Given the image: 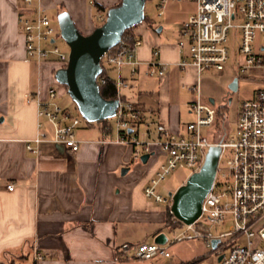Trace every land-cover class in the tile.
Returning a JSON list of instances; mask_svg holds the SVG:
<instances>
[{"label": "crops", "instance_id": "crops-1", "mask_svg": "<svg viewBox=\"0 0 264 264\" xmlns=\"http://www.w3.org/2000/svg\"><path fill=\"white\" fill-rule=\"evenodd\" d=\"M95 1L105 10H98L88 0H40V4L55 28L57 14L65 10L82 33L90 34L101 22L96 15H105L120 2ZM187 4L169 0L159 21L145 10L148 20L133 28L143 41L137 50L140 63L136 73L129 64L110 70L115 79L120 76L127 81L120 95L142 110L140 128L151 130L152 140L157 121L186 135V125L195 119L191 104L196 94L190 87L200 83L201 75L194 66L179 64L181 27L197 9L195 0ZM28 12L23 0H0V262L132 264L141 259L136 256L140 243L163 244L171 239L166 233L171 229L166 224L168 208H161L144 192L166 156L153 143L146 152L150 158L143 162L141 156L136 157L134 146L117 142L115 130L104 132L101 122L76 129L81 141L76 152L52 142H42L37 155L26 150L25 140L38 130L36 98L45 100L48 89L54 87L57 101L66 90L56 85L52 62L38 63L27 57L19 18ZM156 49L158 59L168 66L163 77L148 74ZM124 168H128L126 173ZM10 183L12 190L7 189ZM35 252L42 258L34 259ZM155 259L148 261L200 264L175 262L172 256L162 258L161 263Z\"/></svg>", "mask_w": 264, "mask_h": 264}, {"label": "built area", "instance_id": "built-area-1", "mask_svg": "<svg viewBox=\"0 0 264 264\" xmlns=\"http://www.w3.org/2000/svg\"><path fill=\"white\" fill-rule=\"evenodd\" d=\"M88 1L96 7L95 0ZM168 1L159 0V15L164 13ZM195 1L197 9L183 22L180 31L181 67L192 65L199 75L208 69L224 70L230 57L229 32L231 28H238L241 33L238 50L244 56L242 70L264 68V53L256 51L257 34L264 33V0ZM23 2L29 14L21 16L19 22L25 36L27 57L38 63L53 59L65 66L68 53L54 41L55 35H60L59 28H55L42 11L40 0ZM96 18L101 22L106 20L101 13ZM142 42L135 34L123 36L115 47L101 56L103 70H119L129 64L135 74L140 63L137 50ZM259 47L264 51V44ZM158 55L156 49L148 74L163 77L168 73V66L158 59ZM101 81L105 83L106 78ZM116 85L120 101L114 116L115 126L112 125L117 134L116 141L134 146L136 157L150 152L151 145L157 143L166 156L144 189L149 200L167 203L171 212L174 192L168 196L159 193L160 182L176 168H187L191 173L199 171L209 148L221 147L214 183L202 202L198 219L192 223L181 221L173 238L166 243H140L136 256L145 260L171 259V244L202 240L210 248L209 254L216 255L217 264H264V87L241 104L234 131L224 124L219 137L211 139L203 129L217 125L218 108L202 100L198 82L190 87L196 94L191 104L195 119L186 125L187 134L178 135L157 121L156 138L152 140L149 129L144 132L146 139L141 136L142 110L120 95V89L128 85L127 81L119 76ZM56 97V89L50 87L45 100L36 98L38 130L33 138L25 140L26 150L31 154H39L42 142H52L74 152L80 149L76 129L90 123L83 121L79 110L74 113L59 105ZM13 187L12 183L7 185L9 190ZM214 240H218L216 246ZM128 247V244L124 245V248ZM33 258L40 259L42 254L35 252Z\"/></svg>", "mask_w": 264, "mask_h": 264}, {"label": "water", "instance_id": "water-1", "mask_svg": "<svg viewBox=\"0 0 264 264\" xmlns=\"http://www.w3.org/2000/svg\"><path fill=\"white\" fill-rule=\"evenodd\" d=\"M145 4L146 0H122L119 5L109 8L106 20L90 34L82 33L67 11L57 14L59 33L69 52L66 65L55 71L54 78L66 86L80 114L89 122H102L116 114L119 99H107L100 92L101 56L122 40L126 30L145 20ZM230 89H238L237 78ZM215 102L210 98L211 104ZM220 153L219 145L211 146L200 170L191 173L174 192L171 212L178 220L192 223L200 216L202 202L214 183ZM150 156L145 153L141 160L146 163ZM127 171L128 168L123 169V173ZM217 242L214 240V246Z\"/></svg>", "mask_w": 264, "mask_h": 264}, {"label": "rangeland", "instance_id": "rangeland-1", "mask_svg": "<svg viewBox=\"0 0 264 264\" xmlns=\"http://www.w3.org/2000/svg\"><path fill=\"white\" fill-rule=\"evenodd\" d=\"M183 1L186 2V5H188L187 2L190 0ZM158 2L159 0H146L145 6L146 14L153 17L157 21L163 18L159 16V9L157 7ZM53 22H56V18L54 16ZM102 23L103 22H100V25ZM55 41V44L58 45L61 50L67 53L69 52L67 44L59 34L56 36ZM240 41V29L231 28L227 43L230 50V57L225 69H208L203 71L200 76V93L202 100L204 102L210 103V98H214L216 102L213 105L218 109L222 105H225L224 124L230 131H234L236 128L238 111L241 104L244 101L253 98L255 92L258 89L264 87V68H252L247 71L242 70L244 56L241 55L238 50ZM256 42V51L264 53V51L259 50V46L264 44V33L257 34ZM235 78L238 79V89L236 91H231L230 85ZM57 84L58 83H56V85ZM57 102L59 105L67 107L70 110L78 113L76 103L73 99H71L67 93V90L58 96ZM83 121L86 122L84 117ZM110 121L112 125L115 126L116 119L112 117L110 118ZM224 124L217 123V125L214 127L204 128L203 133L209 136L211 139H214L215 137L217 138L219 137V133H221ZM140 131L141 136H144V132H146L145 128L141 127ZM190 174L191 172L187 168L174 169L171 174H169L163 181L160 182L157 187L158 192L164 196H168L170 192H175L176 189L188 179ZM159 205L163 209H167L168 207L167 203H160ZM176 230L178 229L176 228ZM166 233L170 238H173V232L171 229H167ZM169 251L175 262L184 261L186 263H190L196 261L200 264H212L215 260H217L216 255L209 254L211 250L202 240L176 242L171 244ZM155 260H159V263L164 261L162 258H157ZM131 262L132 264H151V261L142 259H135Z\"/></svg>", "mask_w": 264, "mask_h": 264}, {"label": "trees", "instance_id": "trees-1", "mask_svg": "<svg viewBox=\"0 0 264 264\" xmlns=\"http://www.w3.org/2000/svg\"><path fill=\"white\" fill-rule=\"evenodd\" d=\"M122 0H120L119 4L121 3ZM117 4V5H119ZM96 8L98 10H102L104 11L105 10V7L101 6L100 4L96 3ZM109 10V9H108ZM107 10V12H108ZM107 12L105 14V16L107 15ZM145 20H148V17L147 15L145 16ZM133 28L134 27H131L129 28L128 30H126L123 34V36L125 37L126 35L128 34H134L133 32ZM50 63L52 62L53 63V68H52V71L55 73V71L60 68V67H63L64 65L58 63L57 61L51 59V60H48ZM102 78H106V82L103 83L101 81ZM56 81V80H55ZM57 82V81H56ZM58 83V82H57ZM98 83H99V87H100V92L101 94L107 98V99H115L118 97V90H117V85H116V79L114 77H112L110 75V70H107V69H104L101 74L99 75L98 77ZM59 84V83H58ZM62 85V84H61ZM65 88L66 86L63 85ZM77 107V106H76ZM78 109V108H77ZM225 105H222L219 109H218V124H221L223 123L224 124V117H225ZM90 124L91 123H94V122H89ZM101 125H102V128H103V131L106 132V133H109L112 131V123L110 121V119H106V120H103L101 122ZM166 224L171 227V229H174L176 227H178L180 224H181V221L178 220L169 210H168V213H167V218H166ZM0 264H4L2 262H0Z\"/></svg>", "mask_w": 264, "mask_h": 264}]
</instances>
